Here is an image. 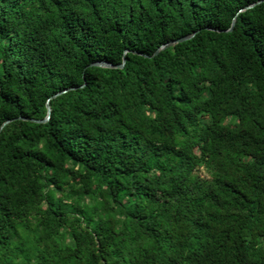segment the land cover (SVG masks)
Wrapping results in <instances>:
<instances>
[{"label": "trees", "instance_id": "16d2710c", "mask_svg": "<svg viewBox=\"0 0 264 264\" xmlns=\"http://www.w3.org/2000/svg\"><path fill=\"white\" fill-rule=\"evenodd\" d=\"M255 1L0 0V264H264Z\"/></svg>", "mask_w": 264, "mask_h": 264}, {"label": "water", "instance_id": "95a60500", "mask_svg": "<svg viewBox=\"0 0 264 264\" xmlns=\"http://www.w3.org/2000/svg\"><path fill=\"white\" fill-rule=\"evenodd\" d=\"M261 2H264V0H257V1H255V2H253V3L247 4V5H245L243 8H241L240 10L247 9V8L252 7L253 5L258 4V3H261ZM235 21H236V19H235V17H234L233 20H232V25H231V27H230L228 30H231V29H232V27H233ZM193 35H194V33H190V34H186V35H183V36H180V37L174 38V39H170L169 41H167V42H165V43L159 45V46L156 48V50H155L154 53L156 54V53H158L160 50H162V49H164V48H166V47H168V46H170V45H173V44H175V43H177V42H179V41H182V40L188 39V38L192 37ZM126 51H127V49L125 50V52H126ZM125 60H126V58H125V56H123V60H122V62H121L120 64H113V63H111V62H109V61H106V60H97V61H93V62H91L89 65H97V66H105V67H122V66L124 65ZM67 90H68V88L63 89V90H60V91L54 93L51 97H55V96H57V95H59V94L65 92V91H67ZM50 112H51V107H50V104L47 103V115H46L44 118H42V119L30 118V119H31V120H34V121H37V122H45V121H47V120L50 118ZM17 118L29 119L28 117H25V116H17V117H14V118H8V119L4 120V121L2 122V124L0 125V132H1V130L4 128L5 125H7V124L10 123L12 120H15V119H17Z\"/></svg>", "mask_w": 264, "mask_h": 264}, {"label": "rangeland", "instance_id": "374dc122", "mask_svg": "<svg viewBox=\"0 0 264 264\" xmlns=\"http://www.w3.org/2000/svg\"><path fill=\"white\" fill-rule=\"evenodd\" d=\"M201 172H203V170H201Z\"/></svg>", "mask_w": 264, "mask_h": 264}]
</instances>
